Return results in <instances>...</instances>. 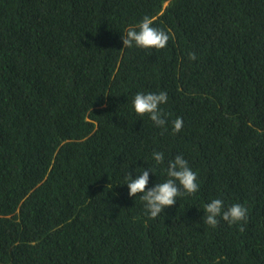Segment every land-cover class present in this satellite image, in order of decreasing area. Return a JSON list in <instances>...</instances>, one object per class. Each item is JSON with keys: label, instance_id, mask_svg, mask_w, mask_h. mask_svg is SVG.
Listing matches in <instances>:
<instances>
[{"label": "trees", "instance_id": "16d2710c", "mask_svg": "<svg viewBox=\"0 0 264 264\" xmlns=\"http://www.w3.org/2000/svg\"><path fill=\"white\" fill-rule=\"evenodd\" d=\"M145 16L165 48L123 46ZM159 90L179 132L131 110ZM153 150L200 183L156 218L122 185ZM0 264H264V0H0Z\"/></svg>", "mask_w": 264, "mask_h": 264}, {"label": "clouds", "instance_id": "9594fccd", "mask_svg": "<svg viewBox=\"0 0 264 264\" xmlns=\"http://www.w3.org/2000/svg\"><path fill=\"white\" fill-rule=\"evenodd\" d=\"M122 43L126 48L163 49L167 46L171 33L154 26L151 17L145 16L138 25L129 26L122 33ZM192 59H195L193 54ZM169 100L168 93L159 91H138L131 99V110L138 117L147 116L155 127L167 130L171 123L172 131L179 132L183 127V118L177 117L169 121L167 113L162 106ZM152 166L135 167L130 169L123 178V184L128 189V195H139L143 202L146 215L156 218L164 213L165 209L176 204L181 196H186L199 191L200 183L197 172L192 169L184 155L177 154L174 158L167 159L165 152L153 150L151 153ZM158 168L163 169L165 178L160 182L149 185L150 173L156 176ZM133 171L136 175H133ZM203 222L215 228L221 220L229 225L246 221L248 209L240 203L226 205L222 198H213L203 204Z\"/></svg>", "mask_w": 264, "mask_h": 264}]
</instances>
